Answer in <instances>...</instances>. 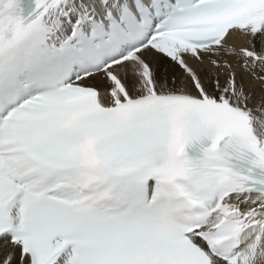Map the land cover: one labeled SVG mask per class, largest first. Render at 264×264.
Returning a JSON list of instances; mask_svg holds the SVG:
<instances>
[{
	"label": "snow or ice",
	"instance_id": "6c2138e0",
	"mask_svg": "<svg viewBox=\"0 0 264 264\" xmlns=\"http://www.w3.org/2000/svg\"><path fill=\"white\" fill-rule=\"evenodd\" d=\"M0 264H264V0H0Z\"/></svg>",
	"mask_w": 264,
	"mask_h": 264
},
{
	"label": "bare ground",
	"instance_id": "6f19581e",
	"mask_svg": "<svg viewBox=\"0 0 264 264\" xmlns=\"http://www.w3.org/2000/svg\"><path fill=\"white\" fill-rule=\"evenodd\" d=\"M241 42H242V41L239 40V39H236V40H235V43H237V44H239V43H241ZM257 47H259V44H257ZM245 83H246V82H245ZM245 86H246V88H250L251 91H252L254 94H256L257 96H259V92H260V91L255 92L256 85L251 84V85H245Z\"/></svg>",
	"mask_w": 264,
	"mask_h": 264
},
{
	"label": "rangeland",
	"instance_id": "374dc122",
	"mask_svg": "<svg viewBox=\"0 0 264 264\" xmlns=\"http://www.w3.org/2000/svg\"><path fill=\"white\" fill-rule=\"evenodd\" d=\"M245 85H251L249 82L245 81ZM260 91L259 86L256 85L255 92Z\"/></svg>",
	"mask_w": 264,
	"mask_h": 264
}]
</instances>
